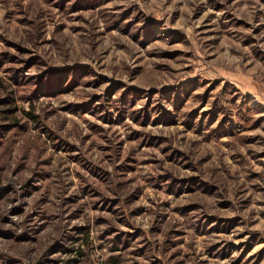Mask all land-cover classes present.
Wrapping results in <instances>:
<instances>
[{
  "label": "rangeland",
  "instance_id": "374dc122",
  "mask_svg": "<svg viewBox=\"0 0 264 264\" xmlns=\"http://www.w3.org/2000/svg\"><path fill=\"white\" fill-rule=\"evenodd\" d=\"M0 264H264V0H0Z\"/></svg>",
  "mask_w": 264,
  "mask_h": 264
}]
</instances>
